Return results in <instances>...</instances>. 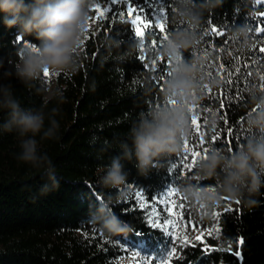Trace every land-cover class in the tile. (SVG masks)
<instances>
[{"label": "trees", "instance_id": "16d2710c", "mask_svg": "<svg viewBox=\"0 0 264 264\" xmlns=\"http://www.w3.org/2000/svg\"><path fill=\"white\" fill-rule=\"evenodd\" d=\"M138 2L145 6V16L153 8L164 7L168 35L184 26L175 19L174 0H149L152 7L145 4V0ZM94 3L101 7L109 5L107 19H96L88 26L87 36L77 49L75 70L58 72L50 93L45 76L27 85L15 77L2 81L11 83L13 95L22 107L43 109L45 129L49 126L48 115L58 122L56 137L41 139L37 135L36 139L40 153L47 154L55 166L60 184L58 189L41 195V185L48 182L45 168L18 161L15 158L20 151L17 135L0 134V264H116L124 253L134 250L161 255L166 251L168 239L150 228L148 212L139 208L135 192L139 191L146 200L149 197L153 200L169 188L180 191V185L186 180L215 186V180H201L194 175L196 164L191 168L182 166L183 149L161 161L147 175L138 172L135 160L122 161L129 184L126 192L122 189L124 198L111 207L121 219L129 222L131 230L109 237L90 222V207H94L98 199L109 200L110 194L116 192L99 185L103 166L119 155V145L139 115L169 100L163 95V84L170 67V60L159 54L164 41L162 34L158 31L146 34L143 47L131 51L129 56V45L141 44V41L134 35L133 26L112 16V12L126 13L127 6H112L107 0H94ZM94 13L91 5L89 17ZM149 19L155 25V18ZM262 21L264 2L222 0L213 11H205L199 44L184 53L185 58H207L202 67L205 77L201 81L202 99L195 103L204 137L199 148L203 150L208 151L210 147L234 150L249 134L245 125L251 107L248 94L261 83L264 54L250 46L241 48L232 32L236 26L247 22L250 45L260 44L264 37L252 29H264ZM210 27L223 35L205 36L204 32ZM30 40L38 43L34 36L19 37L16 27L9 29L0 23V72L11 68L16 60L15 50ZM153 40L157 41L154 49ZM233 57H238V64L230 65ZM252 61L258 64L252 65ZM246 62L251 67L245 71L252 74L233 73L235 82L228 85L229 102L221 108L217 97L225 88V80L220 64L230 70L231 67L243 68ZM211 78L219 79L220 84L208 86L207 79ZM205 86L212 92H207ZM212 93L216 96L210 98ZM52 109L57 111L52 112ZM4 119L6 112L0 111V123ZM192 128L191 125L190 134ZM254 199L256 203L247 204L223 197L210 212L191 203L189 211L194 223L199 221L198 225L203 228L214 223L219 232L204 235L202 242L193 240L195 247L177 249L181 259L167 264H264V188ZM228 207L232 210L226 211ZM213 213L219 216L214 218ZM236 252L239 255H234Z\"/></svg>", "mask_w": 264, "mask_h": 264}, {"label": "clouds", "instance_id": "9594fccd", "mask_svg": "<svg viewBox=\"0 0 264 264\" xmlns=\"http://www.w3.org/2000/svg\"><path fill=\"white\" fill-rule=\"evenodd\" d=\"M92 3L94 0H0V23L9 29L16 27L19 37L34 36L38 41L30 40L26 46L17 48L11 68L0 72V111L6 112V119L0 123V134L17 135L20 151L15 158L18 161L45 168L48 182L41 185V195L58 189L60 181L51 159L40 153L36 137H56L58 122L48 115L49 126L45 129L43 109L22 107L13 95L11 83L2 81L15 77L27 85L41 80L45 70H75L77 49ZM221 3L222 0H174L175 19L184 26L171 31L159 48V54L171 61L163 95L173 103L154 105L142 112L120 143L119 155L103 166L98 183L116 192L110 194L109 200L98 199L96 205L90 207L89 220L109 237L131 230L129 222L121 219L111 207L124 198L122 188L129 184L122 161L135 160L138 172L147 175L161 161L183 149L191 129L190 106L202 99L201 81L205 79L202 67L207 60L205 56L185 58L184 53L198 46L205 11H213ZM232 36L241 48L250 46L248 23L236 26ZM139 47L138 42L130 44L128 55ZM207 84L215 87L220 80L207 79ZM48 87L50 89V85ZM248 95L251 107L245 125L249 134L244 141L234 150L210 147L196 163L194 175L201 180H215V186L190 180L180 185V191L189 202L208 212L220 204L223 197L254 204V197L264 188V90L252 88Z\"/></svg>", "mask_w": 264, "mask_h": 264}, {"label": "snow or ice", "instance_id": "6c2138e0", "mask_svg": "<svg viewBox=\"0 0 264 264\" xmlns=\"http://www.w3.org/2000/svg\"><path fill=\"white\" fill-rule=\"evenodd\" d=\"M107 2L112 6H115L117 4H124L127 6L126 13L124 11H120L119 13L112 12V16H118L120 22L128 23L133 26V33L137 38L140 39L142 47L146 34L153 35L155 34V32L158 31L160 34H162L163 40L167 39V21L163 19L164 7L153 8V11L147 16H145V6L140 4L138 0H107ZM260 2H264V0H260ZM145 4H148L149 7H152V4H149V0H145ZM94 9L95 17L97 20L103 21L107 19L106 13L110 12V8L101 7L100 4H96L94 5ZM156 12H158L159 14H156ZM125 15L127 16V19H125ZM149 17L156 18L155 25H153ZM262 23H264V21H262ZM252 31L259 32L261 37H264V29L253 28ZM204 35L219 37L222 36L223 33L217 31V29L214 27H210L204 32ZM260 44H264V39L260 40ZM260 44L254 43L250 45V47L254 48L259 53L264 54V47H261ZM156 45L157 41H151V47H153V49L156 47ZM153 63H156V61L153 60ZM229 63L230 65L238 64V57H233V60ZM257 64L258 61H252V65ZM208 67L211 68L212 66L209 65ZM249 67H251V65L246 62L243 68L231 67L229 70L224 67V64H220L219 70L223 74V78L225 80V88L223 92L217 97L221 108H223L225 103L229 102L228 85H231L235 82L232 79L233 73H236L238 76H250L252 73L245 71ZM49 75L50 72L45 70L44 76L48 77ZM260 81L261 83L256 85L255 87H258L260 90H264V75L260 76ZM205 90L209 93L212 92V90L208 89L207 86H205ZM215 96L216 94L212 93V96H210V98ZM166 103H173V101L169 99ZM194 110L198 111L199 109L194 105L190 106V112L192 113ZM199 120L200 118L196 115L191 116V125L193 126V132L196 134V140L193 143L202 145L204 137L201 134V124L199 123ZM214 138H218V135H214ZM206 152L207 150L204 149V154L201 155V152L196 149H193L190 141L186 139L183 145L184 154L182 157V166H186L187 168L193 167L197 163V161L206 154ZM193 157H196L198 159H193ZM173 195H178V193H175L174 191H169L165 193L164 197L153 202L156 205V207H153L152 204L144 201V198L140 192L136 193V197L141 201L139 203V208L145 209L148 212V223L150 225V228L160 231L161 234L168 239L166 251H164L161 255H140L141 251L132 253V258L133 260L137 261V264H153L154 261H156V264H161V262L167 264V262L181 259L180 252L177 251V249L183 250V248L189 245H191L192 247L196 246L195 242L189 240L188 237L184 235V233L190 228L196 230L199 221H197L196 224H193V221L191 219V213H188L189 219L186 222L184 215V205L182 202L177 203L175 200H173ZM149 201H151V197H149ZM237 203L239 202L237 201ZM160 205H163V207H160ZM231 210L232 209L230 207L226 208V211ZM213 216L214 218L218 217L219 213H213ZM215 231L216 233H218L219 229L217 228ZM208 234L212 235L213 233L209 232ZM203 236L204 232H201V236L196 237L195 240L202 242L201 238ZM205 247L207 246L205 245ZM234 255H239V252L234 253Z\"/></svg>", "mask_w": 264, "mask_h": 264}, {"label": "rangeland", "instance_id": "374dc122", "mask_svg": "<svg viewBox=\"0 0 264 264\" xmlns=\"http://www.w3.org/2000/svg\"><path fill=\"white\" fill-rule=\"evenodd\" d=\"M96 4L97 3H93L92 7L94 8V5H96ZM107 7L109 8V5ZM95 20H96V17H95V13H94L91 17L88 18V23H87L86 28L83 31L79 46L81 45V43L84 40V38L87 36L86 29L88 28V26L90 24L94 23ZM155 21H156V18H155ZM26 44L27 43H24L23 46H26ZM170 64H171V61H170ZM57 73L58 72H50V75L48 77H45V81H46L49 93L51 92L52 88L54 87L55 78H56ZM49 85H50V89L48 87ZM193 105L195 106V104H193ZM193 105H191V106H193ZM192 115H196L195 110L191 113V116ZM188 138H189L188 140L190 141L191 146L193 147V149H196V150L200 151L201 155H203L204 154V150L202 148H199V145L197 143H193L196 140V134L193 132L192 134L189 135ZM193 159H198V158L193 157ZM122 189L124 190V192L127 191L126 188H122ZM169 191H174L175 193H178V195H173L172 199L175 200L177 203H181V202L183 203L184 209H185L184 210L185 221L187 222V220L189 219L188 213H191L189 211V207L191 206V202H189L185 198V196L183 195V193L181 191H177V190L169 188V189H167L166 192L160 194L159 196L154 197L153 200H151V201L146 200L144 197L143 198H144L145 202H148V203L152 204L153 207H156V205L153 202L158 200V199H160V198H162V197H164L165 193H167ZM137 192H139V191H137ZM137 192H135V198L137 199V202L139 204L141 201L136 197V193ZM160 207H163V205H160ZM201 213H203V210H202ZM191 219H192V214H191ZM161 222H163V221H161ZM193 224H195L194 221H193ZM215 230H216V227H215L214 223H213V225H211V227H208V228H203L200 225H197V229L196 230H193V229L190 228V229L185 231L184 235H186L189 240L193 241V240H195L196 237L201 236V232H204V235H207L209 232L214 233ZM135 252H139V251L138 250H134V251H129L128 253H124V255H122L117 260L116 264H137V261L133 260V258H132V253H135ZM140 255H144V254L140 253ZM148 255H150V254H148ZM153 264H156V261H154ZM161 264H164V262H161Z\"/></svg>", "mask_w": 264, "mask_h": 264}]
</instances>
